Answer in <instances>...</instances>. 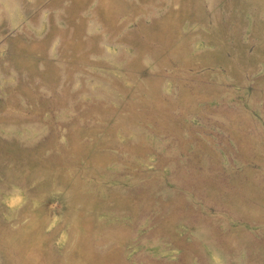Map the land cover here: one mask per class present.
<instances>
[{
    "label": "rangeland",
    "instance_id": "374dc122",
    "mask_svg": "<svg viewBox=\"0 0 264 264\" xmlns=\"http://www.w3.org/2000/svg\"><path fill=\"white\" fill-rule=\"evenodd\" d=\"M0 264H264V0H0Z\"/></svg>",
    "mask_w": 264,
    "mask_h": 264
}]
</instances>
